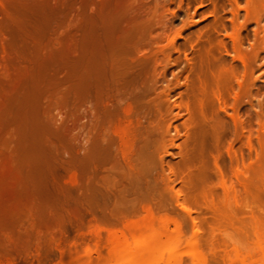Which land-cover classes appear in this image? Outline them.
Here are the masks:
<instances>
[{
    "label": "bare ground",
    "instance_id": "1",
    "mask_svg": "<svg viewBox=\"0 0 264 264\" xmlns=\"http://www.w3.org/2000/svg\"><path fill=\"white\" fill-rule=\"evenodd\" d=\"M162 4L166 5L160 0L152 4L149 0H0V261L11 264L35 250L43 256L30 264H47L54 251H58L57 264H74L79 257L77 264H185L184 251L154 250L160 226L167 227L169 214L175 211L168 206L171 175L197 166L196 172L186 173L184 189L174 193L176 205L186 212L191 208L178 198L191 200L201 185L208 186L212 170L219 175L220 186L216 185L223 190L228 207L259 195L255 183L264 173V99L255 97L256 107L252 105L253 79L246 71L262 49L259 41L242 49L234 46L240 26L225 32L234 41L232 59L243 68L241 77L235 79L232 65L216 55L215 46L220 45L213 44L211 24L209 45L197 48L193 62L186 60L183 67L173 70L177 60L171 56L179 51L175 41L195 22L183 19L168 37L165 30H157L168 27L160 11ZM243 7L249 11L246 15L255 17L260 0H248ZM168 69L172 71L166 78ZM176 90L179 103L172 97ZM245 102L251 106L255 116L251 123L257 127H251L255 133L248 129L243 145L248 156L253 139L258 149L253 150L254 162L237 169L245 177L236 175L244 185L240 196L237 188L225 183L220 154H211L228 133L233 138L225 151L231 161L236 160L232 145L243 136L245 120L239 107ZM180 116L185 132L177 126L172 131V123ZM182 135L178 145L182 159L175 166L167 164L166 170L163 156L169 141ZM220 201L207 206L214 215L221 211L219 222L224 218L226 226L238 227L230 223L226 215L232 212ZM240 205L235 209H242ZM261 208L255 206L258 213H263ZM191 223L185 255L190 264H210L218 249L211 242L214 233L210 244L205 238L203 242V224ZM146 224L151 232L140 236ZM184 228L186 223L174 222L176 243ZM87 234L93 244L87 243L84 249ZM223 236L232 237L227 231ZM259 240L255 244L259 256L253 259L264 264V243ZM104 247L105 255L101 253ZM251 252L228 256L227 261L251 264Z\"/></svg>",
    "mask_w": 264,
    "mask_h": 264
},
{
    "label": "rangeland",
    "instance_id": "2",
    "mask_svg": "<svg viewBox=\"0 0 264 264\" xmlns=\"http://www.w3.org/2000/svg\"><path fill=\"white\" fill-rule=\"evenodd\" d=\"M160 1H162L163 3L166 4V5L162 4V6H160V9H161L160 11L163 12L162 13L163 15H166V16H163V19L164 20L166 19L165 22H166V27L168 26L167 27L168 29L165 27H159L162 29L158 28L157 30H160V31L165 30L169 34L168 37H170L174 33L173 30L179 29V27L183 23L182 22L183 19L186 18V20H189V21L191 20V21L195 22L193 25H190L189 27L183 29V31H181L182 36L177 38L175 41V46L179 49V51L173 52V54L171 56L172 59L177 60L176 65L173 66V70H178V68L183 67V65H185V63H186V60L189 62H193L194 61L193 58L195 57V53L198 50L197 48H200V49L202 48V50H203L204 47H207L209 45L207 35L211 34V31H210L211 24L214 26V29H215L214 32H212V34L214 35L213 44L214 45L217 44V46L220 45V47H223V48H221L223 50L222 51V50H219L220 47L218 48L215 46V48H217V50H218V51L216 50L217 53L216 52L215 53H216V55L219 56V59L220 58H221L220 60L223 59L225 61V63L228 64V66L232 65L231 67H233V70L235 69L234 72H236V76H237V77L233 76L235 79L241 77L243 68H242L241 63L238 60L232 59L233 58L232 54L234 52L232 44H234V41L231 39V37L229 38V36H225L224 35L225 32L230 33L231 31H233V29L234 30L236 28L238 29L240 26L239 37H238V40L237 39L235 40L236 43L234 44V46L235 45H236V47L240 46L242 49H246V48L250 47L252 43L259 41L258 47L259 48L262 47V49H259V52H258L257 58H256L257 60H255V64L252 65V68L250 67L251 70L249 68L246 70L248 73H250V76L253 79V88H251V92H250L251 95L253 96L251 103L253 106L256 107L257 99L255 97H259V98L264 99V46H263L264 45V0H260V8L261 9L259 10V13H258L260 16L257 14L255 16L257 19L254 17V15L251 16L252 15L251 13H253L251 10H250L251 15L248 16L249 11H246L244 9L245 7H243V5L245 6V2L247 3L248 0H201V2H200V0H180V1L179 0H170L169 2L168 1L165 2L163 0H160ZM199 3H201L200 6H198ZM149 4H152V0H149ZM167 9H169V10L167 11ZM246 13H248V14L246 15ZM0 15H1V13H0ZM233 18H235L236 20ZM235 21H236V23H235ZM169 24H172V26H170ZM237 24H239V25H237ZM241 27H243V28H241ZM197 35H199L200 38ZM163 42L165 43V40H163ZM163 42H161V43L163 44ZM191 45H192V48L190 47ZM236 47H235V49H236ZM224 49H227L226 53L228 52V54H225ZM183 54H185V56ZM179 66H181V67H179ZM171 71H172V69H168L166 71V73H165L166 78L170 77ZM182 80L183 79L181 78V81ZM180 90H181V95L185 99L186 88L183 87ZM172 95H173L172 97H175L176 103H179L180 94H179L178 90L173 92ZM176 111H178L179 113L184 112L183 109H176ZM227 112H231V108H227ZM262 112H264V104H263ZM239 115L245 120L244 121L245 123L243 125V136H242L241 140L233 143V145H232L233 150H235V152H236V160L233 159V161H231V159L229 158V156H227V153L225 151L227 143L229 141H231L230 139L233 138L232 134H229V135H231L230 137L228 136L227 131H226L227 134L224 137H222L217 148L214 149V150H218L219 152L212 150L213 152L211 155L215 156L217 153L220 154V156L217 155L219 158L218 162L222 167L223 177L225 179L226 185L229 187L232 185L233 187H235L239 190L238 193L239 192L241 193V191L244 189V185L242 183H240L241 181L239 182V179H242L245 177H243L241 174H238L237 169H241L243 165H246L247 163H249V161L252 162L254 160L255 154L253 152H255V151H253V150H254V147H255V149H258V146H257L258 143H257V141H255V139H253L254 141L252 140L254 142L253 143V149L251 151L252 153H250L251 155L249 154V156H248V151H247L246 146L243 145V141L245 140V135L247 134L248 129H250L251 127H253V128L257 127V124L255 122L251 123V120L254 121L255 116H254L252 109H251V106L248 102L247 103L245 102V103L240 105ZM185 117H186V115L184 114V118ZM184 118H182V116H180L177 120H175L172 123L171 130L173 131V126H177L179 128L180 132H185V128H184V124H183ZM225 118H227V117H225ZM253 128H251V132L253 131L252 133H255L254 132L255 130H253ZM183 139H184V136L182 135L181 137L177 138L174 141H171V140L169 141L170 144L167 147L168 153H166L163 156V163L166 165L165 166L166 170H168L167 164L170 166H173V165L175 166V163H179L180 159H182L181 158L182 156L179 153L178 145L183 141ZM209 153H211V152H209ZM212 156H211V159H212ZM209 157H210V154H209ZM250 164H252V163H250ZM196 167L197 166H195V165L192 166L191 170L190 169L185 170L184 171L185 173L182 172V175L178 174L175 177L172 175L170 176V178L172 179V184H171L170 192L168 194V206L170 205L169 207H171V208L173 207L172 209H174L175 211L170 212L169 223H168L167 227H164V225L160 224L161 226L159 229H160L161 233L159 234V236L156 239L154 250L156 252L161 251L164 253H166L167 250H169V249L170 250H177L180 252L184 251L182 263L190 264L188 256L185 255V251L187 252V250H189L190 244L188 246V243H189L188 241L191 238L190 236L192 234V227H191L192 223H191V221L195 220L196 222H201L203 224V227L205 229L204 230L205 234H206V236L208 235L207 237H205V234L203 232V235H204V237L202 235V241L203 242H204L203 238H205V242H208V243L211 241L212 237H213L212 238L213 240L216 238L215 241H217V242H215L213 240L211 242L215 243L214 244L215 246L213 245V247L218 248V249L217 250L215 248H214L215 250L213 249L215 251V257H213V259H211L209 261L210 264H212V263L213 264H229L230 261L229 262L227 261L228 256L234 257L235 254H237V253L238 254L239 253L245 254L249 251L250 252L252 251L251 253H254L252 256V261L250 263L251 264H257L258 263L259 264V262H256L253 259V257L257 258V256H259L257 251H256V249H257L256 247L258 246L257 241L260 239V240H263L262 242L264 243V239H263L264 238V211L260 210L263 213H258L257 209H255V206H256V208H259V209L261 208V206L262 207L264 206L263 205L264 204V173L259 176V179L255 183V188L257 189L256 191H258L259 195H256L255 197H251V198L248 197V199L245 200L246 204L243 203L244 200L243 201L241 200L242 203L244 204V207H243V204H241L242 209L240 207V209L236 210L238 208V206L240 205L239 199H241L240 198L241 194L239 193L240 196L238 197L239 199L237 202V204H239V205H235V204L231 203L234 206L230 205L231 207L230 206L228 207L225 204L226 201H225L224 196H223L224 194L222 195L223 197L221 196V193H223V190L221 189V187H219L220 186L219 185V178H218L219 175H216V172L214 173V170L209 171L210 175L206 179L208 181H207V183L205 182L208 186H204V184L201 185L200 190H197L198 194L192 196L191 200H184L182 195L178 198V202H180V203L183 202L188 207L191 208L190 212H186V211L180 209L178 207V205H176L174 193L176 190H180V188L184 189V187L186 186V184H185L186 180L185 179L188 177L187 174H189L191 171H192V173L196 172ZM211 169H213V168H211ZM211 169H209V170H211ZM186 171H188V172H186ZM185 175L187 177H185ZM236 175H239L240 178L238 179V177H236ZM217 183L219 186L216 185ZM221 197H222V200L224 201V203H223V201L222 202L220 201ZM211 199H213V200H211ZM216 201H220L221 206L223 205L224 207L223 206L222 207L226 208V210H228L229 213L232 212V215L229 214V217H228V215H226V216L229 219L231 218L230 223L233 221L235 223L234 225L238 226V227H236L237 229L235 227L232 228L233 227L232 224H231L232 227H229V226H226V224H223V223H226V220L224 221V218H222L225 215H223L221 217L222 223H221V221L219 222V220H220L219 216L221 215V213H220L221 211L218 210L219 212H217V215H214L216 212L211 211L212 209L210 210V208H208V206L210 207V205H211L209 202L215 203ZM217 203L219 204V202H217ZM205 204H206V207H205ZM218 204H217V206H218ZM245 205L251 206L252 209L254 208L255 209V210L253 209L254 212L255 211L257 212V213L255 212V214H258V216L256 215L257 216L256 217L254 215L253 210L250 209L249 206H247L248 210H247V207L245 209ZM235 206H237L236 209H235ZM220 208L221 207H219V209ZM232 208L236 211V213ZM261 209H263V208H261ZM223 211H225V210L222 209V212ZM249 211H251V214H253L255 219L253 218V216H251ZM213 212H214V214H213ZM228 212H226V213H228ZM216 216H218V217H216ZM233 218L235 221L233 220ZM212 219L213 220L217 219L218 222L216 220V223H214L215 220L213 221ZM174 222H181L183 224L186 223V228H184L183 235L181 237V240L178 243H176L173 240ZM215 224H217V225H215ZM227 224H229V223L227 222ZM206 225H208V228ZM224 226H226V228H223ZM211 227H212V229H211ZM228 227H229V229H228ZM209 231H210V233H209ZM220 231H222V232H220ZM225 231H227L229 233V235H232V237H234L236 234L237 235L239 234V235L238 236L236 235L235 237H237V238H234V239L232 237H230V239H228V237L225 239V237L223 236V234L225 235ZM150 232H151V227L149 224H146V226L144 225V227H142L139 234H141L140 236L145 237V236H148L150 234ZM167 232L169 233V235H167L168 234ZM259 232H261V233H259ZM73 233L74 232L71 230L69 235L72 236ZM213 233H214V235H212ZM221 233H222V235H221ZM211 235H212V237H211ZM128 237L130 239L129 235H128ZM91 238L92 237H90L88 234L85 235V237H83V240L85 242L82 243V247L84 245V247H83L84 249L87 247V246L85 247V245L87 243H88L87 245L90 244V247H91V244H93V242H92L93 239H91ZM103 238H102V241L100 240L101 243L104 242ZM233 240H241L240 242H244V240H246L248 242H246L247 244L245 243L246 245H244V243L239 244L238 243L239 241L236 243ZM208 243H207V245L209 246L210 243L209 244ZM218 244H220V245H218ZM255 244L257 246H255ZM203 245H204L203 247H205L206 244H203ZM234 245H235L234 248L238 247L239 249L237 248L238 250L237 249L235 250L233 248ZM247 245H248V247H247ZM252 246L255 248V250L253 249ZM82 247L80 249H82ZM210 247L211 246H209L208 248L210 249ZM249 248H250V250H249ZM84 249L80 250L78 253L81 254L82 251H84ZM205 249H204L205 251H209V249H207L206 247H205ZM235 251H236V253H235ZM35 252L38 253V251L32 250L30 253V256L26 257V259H24V258L19 259L16 257L15 258L16 260H13L14 262H12L11 264H30L29 263L30 260L32 261V263H34V261H36L40 255L43 256L42 254H37ZM55 252L57 253L58 251H54V255H52V256H54L56 259L54 257H52L51 255H49L48 258H49L50 262L48 260L47 264L48 263L49 264H54V263L57 264L56 262L58 260L57 259L58 253L56 254ZM106 252H107V248L104 247L101 250V253L103 255H105ZM55 255H57V256H55ZM64 256H66V257H64ZM92 256L95 257L96 253H93ZM63 257L65 259L68 258L67 252L63 253ZM223 258H225V259L223 260ZM81 259H82V257H79V259H78L79 261L75 262L74 264L79 263L81 261ZM231 262H233V264H241L238 259H235V261L233 260ZM101 263L103 264V261ZM101 263H98V264H101ZM0 264H8V261L5 259H1Z\"/></svg>",
    "mask_w": 264,
    "mask_h": 264
}]
</instances>
